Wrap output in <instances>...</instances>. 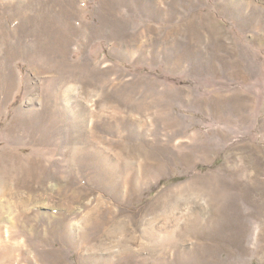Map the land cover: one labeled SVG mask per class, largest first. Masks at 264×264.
Instances as JSON below:
<instances>
[{
	"label": "rangeland",
	"instance_id": "374dc122",
	"mask_svg": "<svg viewBox=\"0 0 264 264\" xmlns=\"http://www.w3.org/2000/svg\"><path fill=\"white\" fill-rule=\"evenodd\" d=\"M0 83V264H264V0H0Z\"/></svg>",
	"mask_w": 264,
	"mask_h": 264
},
{
	"label": "bare ground",
	"instance_id": "6f19581e",
	"mask_svg": "<svg viewBox=\"0 0 264 264\" xmlns=\"http://www.w3.org/2000/svg\"><path fill=\"white\" fill-rule=\"evenodd\" d=\"M39 46H37L36 47V53H40V51H39ZM40 49H41V47H40ZM29 65H30V68H32V69H37V70H39L40 69V65L39 64H37V63H34V62H32V61H30L29 62ZM2 85V83H0V86ZM5 86L8 88V89H5V91H7L6 93H9L12 89H13V87H12V85H10L9 83H6L5 84ZM62 95V94H61ZM31 102H32V100H31ZM31 102H30V104H31ZM78 102V101H77ZM71 103V102H70ZM64 113V112H63ZM27 201H22V203H26ZM3 207H9V205H5V204H3L2 203V208ZM24 208H27V207H24ZM12 210H14L13 208H12ZM15 213V212H14ZM14 213L12 214V215H14ZM7 242H4V240L2 241V239H0V248H1V246L2 245H4L3 246V250H6V249H8L9 248V250H12L14 247L13 246H10V244H6ZM13 251H14V249L11 251V256L12 257H14L13 256ZM6 254H8V251H6V253H5V255ZM26 256H25V254H23V255H21V259L22 260H26V258H25ZM17 260L14 258V260H12V264H19V263H17L16 262Z\"/></svg>",
	"mask_w": 264,
	"mask_h": 264
}]
</instances>
